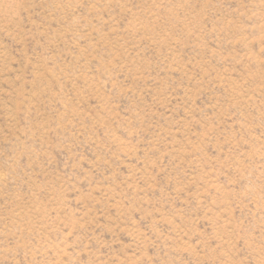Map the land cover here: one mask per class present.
<instances>
[{"label":"rangeland","instance_id":"374dc122","mask_svg":"<svg viewBox=\"0 0 264 264\" xmlns=\"http://www.w3.org/2000/svg\"><path fill=\"white\" fill-rule=\"evenodd\" d=\"M0 264H264V0H0Z\"/></svg>","mask_w":264,"mask_h":264}]
</instances>
